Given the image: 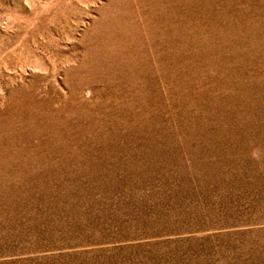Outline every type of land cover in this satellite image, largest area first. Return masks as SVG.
I'll return each instance as SVG.
<instances>
[{
    "label": "rangeland",
    "instance_id": "rangeland-1",
    "mask_svg": "<svg viewBox=\"0 0 264 264\" xmlns=\"http://www.w3.org/2000/svg\"><path fill=\"white\" fill-rule=\"evenodd\" d=\"M0 264H264V0H0Z\"/></svg>",
    "mask_w": 264,
    "mask_h": 264
}]
</instances>
